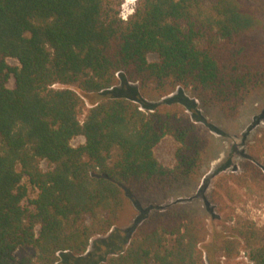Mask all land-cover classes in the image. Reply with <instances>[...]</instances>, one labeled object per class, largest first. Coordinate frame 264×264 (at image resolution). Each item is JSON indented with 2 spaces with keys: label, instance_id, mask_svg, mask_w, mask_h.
<instances>
[{
  "label": "trees",
  "instance_id": "obj_1",
  "mask_svg": "<svg viewBox=\"0 0 264 264\" xmlns=\"http://www.w3.org/2000/svg\"><path fill=\"white\" fill-rule=\"evenodd\" d=\"M120 5L0 0V264L89 262L91 238L110 237L129 214L127 191L162 196L197 178L199 129L183 104L148 97L181 87L235 118L264 92V0H136L126 20ZM79 92L98 99L86 108ZM165 137L176 143L171 166L153 153ZM242 168L236 182L264 195V168ZM205 239L197 211L176 203L94 264H220L241 249L264 264V226H231L218 256Z\"/></svg>",
  "mask_w": 264,
  "mask_h": 264
},
{
  "label": "rangeland",
  "instance_id": "obj_2",
  "mask_svg": "<svg viewBox=\"0 0 264 264\" xmlns=\"http://www.w3.org/2000/svg\"><path fill=\"white\" fill-rule=\"evenodd\" d=\"M120 1V16H130L136 0ZM155 58L154 55L149 56V60ZM7 63L12 66L17 65V61L10 58L7 59ZM12 84L13 80L10 79L7 86L11 87ZM117 87L135 88L136 84H125L119 80ZM79 94L82 95L86 108L98 99V94L85 95L81 92ZM170 99L184 105L186 113L205 140L206 153L197 178L191 183L178 185L162 196H144L127 191L131 199V208L123 225L114 228L109 233L110 237L104 235L91 238L86 254H93L92 258L82 264H94V261L99 260L101 256L108 255L110 252L108 250H112L117 244L125 247L127 239L148 214L176 203L189 205L197 211L206 232L202 248L205 245L214 248L215 256L219 254L221 238L228 233V228L231 226L245 221L264 226L262 190L253 184L236 182V178L243 172L242 164L249 159H253L256 166L264 168V92L245 102L235 118H227L216 109L202 107L188 90L181 87L176 88L166 97H148L145 100L156 105ZM83 142L82 137H77L71 144L76 146ZM175 148L174 140L165 137L156 145L153 153L163 165L171 166ZM28 194L32 198L35 196V191L29 188ZM219 262L220 264L249 263L242 249L230 260L219 257Z\"/></svg>",
  "mask_w": 264,
  "mask_h": 264
},
{
  "label": "built area",
  "instance_id": "obj_3",
  "mask_svg": "<svg viewBox=\"0 0 264 264\" xmlns=\"http://www.w3.org/2000/svg\"><path fill=\"white\" fill-rule=\"evenodd\" d=\"M122 20H126L127 18H126V16H121L120 17Z\"/></svg>",
  "mask_w": 264,
  "mask_h": 264
}]
</instances>
